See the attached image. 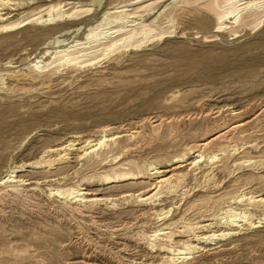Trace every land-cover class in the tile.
Returning <instances> with one entry per match:
<instances>
[{"label":"rangeland","instance_id":"rangeland-1","mask_svg":"<svg viewBox=\"0 0 264 264\" xmlns=\"http://www.w3.org/2000/svg\"><path fill=\"white\" fill-rule=\"evenodd\" d=\"M171 1L11 0L10 5L0 7L3 8L0 13L11 14L4 24H15V28L5 29L0 21V177L10 166L33 160L48 146L77 139L73 135H79L77 140L83 143L105 134L135 131L133 137L110 141L82 160V164L74 155L69 163L56 169L26 167L20 172L34 182L27 186L34 210L12 209L7 198L0 196V209L4 210L0 214V264H82L85 252L90 249H86L87 245L85 248L72 244L79 234L92 237L94 246L107 254H116L122 264L159 262L160 252H153L150 242L156 243V247L164 242L154 241L144 232L150 234L162 228V222L155 213L137 219L150 204L136 199L99 203L95 211L104 225L100 229L91 226V217L84 215L87 212L70 214L65 207L70 200L48 196L44 190L47 186L35 182L69 174L53 186L67 188L82 184L99 197L139 192L153 185L151 168H172L177 157L186 152L187 143L208 135L206 113L223 111L225 115L229 108L246 109V120L261 111L264 17L245 11L236 17V23H227L228 27L216 32L220 15L234 0H190L178 7L173 21H168L166 16L158 17L159 27L149 37L138 36L132 40L136 42L134 45L126 44L107 56L98 53L102 59L98 63L75 65L56 61L45 67V62L53 57L50 53L55 48L51 46L58 35L53 26L68 32L62 39L79 29L80 32L73 33L79 34L75 39L86 41L89 26H98L105 10H126L135 16L132 20L149 27L150 20ZM37 6L36 13L32 12ZM58 11L69 17L47 22L39 19L52 13L56 16ZM106 26L112 24L100 26L102 29L98 31L102 32ZM40 59L43 62L35 65ZM43 63L45 66L38 69ZM171 119L177 120L173 127L169 123ZM159 120H164L160 128L154 126ZM249 131L250 135L239 137V149L234 156L227 143H218L216 148L226 151L219 158L223 160L213 165L219 187L214 181L208 183V178L199 173L197 180L191 176L187 181V187L197 185L193 190L199 188L198 191L192 190L184 199L170 196L156 200L155 210L179 206L172 210L169 219L181 226L223 212L225 205L242 192H247V196L264 194V114L250 125ZM249 159L253 164L246 165L243 161ZM124 173L142 177L106 183L107 177L113 179ZM65 200L67 204L63 205ZM249 202L247 199L241 205H232L262 213L264 207L256 208ZM36 206L41 209L37 210ZM76 221L83 232L75 228ZM120 223L130 224L124 229L119 226V230L112 227ZM237 235L215 239L207 247L208 254L197 253L195 258L178 264H264V225L243 229ZM123 236L131 238L128 242L134 254L118 251L112 242Z\"/></svg>","mask_w":264,"mask_h":264},{"label":"bare ground","instance_id":"bare-ground-1","mask_svg":"<svg viewBox=\"0 0 264 264\" xmlns=\"http://www.w3.org/2000/svg\"><path fill=\"white\" fill-rule=\"evenodd\" d=\"M10 1L11 0H0V7L4 4L8 5ZM189 1L190 0H173L170 3L164 5L163 8L160 9L158 15L152 20H150V23L148 24V26L150 25L149 27H147V25L144 24L143 22L132 20V18H135V16L128 14L126 10H120V11L105 10L102 14V21L100 20L101 22H99L100 24L98 26L94 24L89 26L88 33H86L87 35L86 41H80V40L75 39L76 37H78L79 34L74 35L73 33L76 31L80 32L79 29H77L76 31H73L69 37L62 39L61 37L67 35L68 32L62 31V28L60 29L58 25H55L53 27L57 30L58 35L54 37V42H53V45L51 46L52 48H55L53 52L50 53L51 55H53V57L50 56L51 60H48L47 62H45L46 66L43 63V65L38 66V69L41 67L43 68L44 66L47 67L56 61L58 62L66 61L68 63L73 62L74 64L80 63V64H85V65H93L95 63H98L99 61L102 60V59L101 60L99 59L100 56H107L109 53L113 52L115 49L122 47V46H126V44L134 45L135 41H132V40H134L136 37L138 38V36L142 37V35L148 36L150 34H153L151 32H153L156 28L158 29L159 27L158 17L166 16V18L169 19L168 21H173L172 20L173 16L175 12H177L178 7L184 4H188ZM228 8L229 9L226 10L222 15L218 14L220 15V18H219L220 25L218 26V30L216 32H220V30H223V28L228 27L227 23H236L238 21V18L236 17L240 13L245 12V11H254V12L259 13L262 17H264V0H234L233 2L231 1L230 6ZM38 9H39V6L34 7L32 9V12L36 13ZM1 10H3V8H0V12H2ZM118 12L120 13L118 15H115ZM10 15H11L10 11L0 13V21L3 23V28L5 29H9V28L12 29L13 27L15 28V24H4L5 21L7 22V20L10 19L11 17ZM47 15L48 17H46ZM47 15L41 16L39 17V19L44 22H47L49 20H53L59 17L60 18L69 17V15L64 16L63 12L61 11H58L56 16L53 13L47 14ZM105 19L110 20L109 23L112 24V26H108V28L106 26V29H103L102 32H99L100 31L99 28L102 29V27L105 24L107 25L109 24L108 21H106L107 23H105L104 21ZM232 19H234V21L231 22ZM27 23L29 22L27 21L26 24ZM73 35H74V39L70 40L71 38H73ZM98 53H100L101 55L99 56ZM44 55L46 54L44 53ZM41 58H44V57L42 56ZM42 62L43 60L40 59L39 61L36 62L35 65H38V63H42ZM66 62H64V64ZM262 103L263 105H262L261 111L258 112L253 118L246 119V120L244 119L246 113L248 114L246 109L229 108L227 112L225 111L227 113L225 115L224 114L222 115L223 111L214 112L213 115L211 113H206V114L204 113L206 119H209L208 122L206 121L207 123H206V129H205L206 130L205 132L208 135L207 136L205 135V137L202 138L201 140L187 143L186 152L183 153L181 157L180 156L177 157L176 162H175L176 165H173L172 168L170 169L169 168H159V167L151 168L150 178L152 179V181H154V183L152 186L144 190H141L139 192H134V193L127 192V193H123L119 197H99L97 196L96 193H93L89 191L87 188L83 187L82 184H78V187H67V188L53 186L56 182H60V180L66 178L69 174H65L61 176L60 178L59 177L50 178V179L46 178L42 182H35V183L45 184L47 188L44 190H46V192L48 193V196L50 197L56 196L59 198L70 200L71 202L69 205H66L67 200H65L63 204V205H66L65 207L67 209L64 207L66 210H69L70 212H72L70 214H73L75 211H78L82 214L83 212L85 213L87 212V214H84V215L87 217H91L92 219V223H90L91 226L93 225L98 228L100 227V229H102L101 227L104 225L100 222V217L96 215L97 212L95 211L99 203L107 204V203H111L112 201L121 200V199H126L127 201L136 199V201L138 202L148 203V205L150 204L149 209L143 210L137 215V219L139 218L138 221H140V218L146 217L147 215L149 217V214L155 213L158 216L157 217L158 220L162 222L160 225H163V227L158 228L156 230H152V231L150 230L151 231L150 234L146 233L145 231L144 234L148 237H152L151 239L154 241L158 240V241H163L164 243L160 245L159 247H156V243L150 242L151 244L150 249H152L153 252H160L159 253L160 260L159 262L152 261L151 263H148V264H155V263L157 264H178L183 261H188L190 259L195 258L197 253H199V255L201 254V256L202 255L204 256L206 253L208 254L210 250V249H207V247L209 246V244H214L215 239H218V238L226 239L230 237L233 238L234 235L239 234L240 231L243 229L250 230V229L262 227L264 225V209L261 214H257L250 208L239 209L238 207H235L232 205V203H238V204L240 203L241 205V203L244 200L250 199V202L253 205H255L256 208L264 207V194H255V195L252 194L249 196H247L248 194L247 192L245 193L242 192V194H239V195L236 194L237 196L235 195L236 197H234V200L232 199L230 204L225 205V209L223 210V212L219 214H214L212 217L205 218V219H202L196 222H186V223H183L181 226L177 225L178 221L177 222L170 221L169 219L172 216L170 214L172 210H175L179 206L174 205L170 207V209L168 210H165L163 208L160 210H155L156 208L155 201L161 200L164 197L170 198V196H174V197L177 196V197H181V199H184L183 198L184 196H186L193 189H195V187H197V185L187 187L189 183V182L187 183V181L190 179L191 176H193L194 179L197 180V176L199 173H202L204 176L208 178L207 179L208 183L209 182L211 183V181H214L213 184L215 186H218V181L215 180L216 174H214L213 172L214 171L213 165L223 160V159L219 160L221 155L222 156L226 155V151L220 152V150L222 149L216 148L218 147V143L220 142L227 143V147L231 148V150L234 151L233 152V156H234V154L237 153L239 149L238 148L239 137L242 138V137H246L247 135H250L249 133L250 125L255 120H258L261 115L264 114V100ZM163 122L164 120H159L155 123L154 126L160 128ZM169 123H170V126L172 125L173 127V124H176L177 120L171 119ZM213 131H215L214 134L210 135V133H212ZM134 132L135 131L124 132V133L121 132L122 134L119 133V134H114L111 136H108L105 134V135H102L99 139L88 140L83 143H80L77 140L79 138V135L78 136L73 135L72 137H75L77 139H72V140H69L68 142L66 141L67 143L61 144V145L48 146L47 148L44 149L41 155H39L38 157H35L33 160L23 162L19 165L10 166V168L6 170L7 173H4V175L0 177V196H3V198L5 197L7 198V202L12 207V209L14 207H18V208H21L22 211L34 210V208H32L33 204H31L32 196H31V193L29 194V189H27V186L30 184H33L34 182L32 180L30 181V179H27L23 175L19 174L26 167H31L35 169H45V171L46 170L49 171L52 169H56L59 165L69 163L74 155L77 156V160L79 161L78 163H81L82 160L89 157L90 154L100 150L104 145H107L110 141H116L117 139L124 137V136L133 137ZM210 148L212 149L214 148V150L208 151ZM128 150L129 149L125 146L124 152H127ZM224 158L226 159L225 156ZM243 162L247 163L246 165H250L252 163L250 159L245 160ZM141 177L142 176H136L134 174L131 175L129 173H124V174L118 175L117 177L113 179L111 177H107L106 183H111V182L119 183L123 180L138 179V178L140 179ZM198 189L193 190V191H198ZM149 200L150 202H148ZM74 204H77V205H74ZM36 207H37L36 208L37 210L41 209V207L39 206H36ZM150 210H152L153 212H150ZM2 212H4V210L0 209L1 215H2ZM61 215L63 216V214ZM69 218L67 217L68 221H69ZM137 223L138 222H136V224ZM128 224L130 223H123V224L120 223L115 226L113 225L112 227L116 228L115 230H119L118 228L119 226H122V228L123 227L128 228L129 227L127 226ZM74 225L78 232H83L79 221L74 222ZM130 240L131 238L129 239L123 236L122 238L118 240L113 239L112 242L116 245V247L118 248V251L120 252L124 251L125 254L132 255L135 252L131 254V251H130L131 246H130V243L128 242ZM93 241L94 240L92 237L87 238L81 234L76 235V237H74L72 240V244L78 245V247L87 245V248L86 246L85 248L87 250L90 249V251L85 250L86 252L84 254V259L83 261H81L82 264L83 263L84 264H122L116 254L114 253L107 254L105 251L100 250L99 246H94V244L92 243ZM126 251H129L130 254H128ZM208 256L209 255H207L206 257ZM132 263L143 264V262H138V261H132ZM65 264H70V263L67 262Z\"/></svg>","mask_w":264,"mask_h":264}]
</instances>
